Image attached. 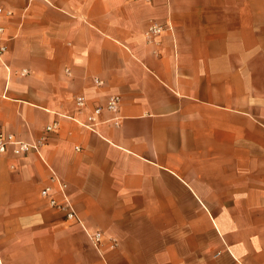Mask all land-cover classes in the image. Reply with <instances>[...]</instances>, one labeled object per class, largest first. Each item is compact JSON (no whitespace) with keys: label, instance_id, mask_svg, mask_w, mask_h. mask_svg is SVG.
Listing matches in <instances>:
<instances>
[{"label":"crops","instance_id":"1","mask_svg":"<svg viewBox=\"0 0 264 264\" xmlns=\"http://www.w3.org/2000/svg\"><path fill=\"white\" fill-rule=\"evenodd\" d=\"M0 6V129L56 122L0 156V264H264V0ZM53 175L78 219L41 197Z\"/></svg>","mask_w":264,"mask_h":264},{"label":"built area","instance_id":"2","mask_svg":"<svg viewBox=\"0 0 264 264\" xmlns=\"http://www.w3.org/2000/svg\"><path fill=\"white\" fill-rule=\"evenodd\" d=\"M0 13H5L7 15L12 13V10L9 8H4L3 6H0ZM165 24L162 23H151L148 25V27L144 31V35L150 39L153 35H155L157 32H159ZM4 29L5 26L3 23L0 22V71L4 69L7 74H10L11 72V65L9 61L6 59L5 53L7 51V43L6 38L4 36ZM68 71V69H66ZM95 82L100 84L102 83V79L95 77ZM120 101V95L119 94H111L108 96L104 104H96L93 105L91 108H89L84 117L81 118H75L81 125L95 130L96 125L100 122L99 115L102 111H115L118 107ZM75 104L79 109H82L86 106V96L84 94H77L75 96ZM117 115L110 116L108 120H112L113 122L117 123ZM56 126V122L48 123L44 126L43 133L41 137L36 140V142H28V140H25L19 136H17L15 133L0 129V156L5 154L8 150H11L12 153L15 155H24L28 152L35 151L39 153V147L43 145L48 137L47 132L52 130L53 127ZM52 183L53 185H45L40 190L41 197L45 198L48 203L55 207L56 209L62 211L64 215L68 219H78V216L75 212L74 205L69 198L67 192H66V183L56 177L55 175L52 176ZM54 192V193H53ZM55 192H58V196H56ZM90 238L93 240V242H98L100 239V233H92L89 234Z\"/></svg>","mask_w":264,"mask_h":264}]
</instances>
